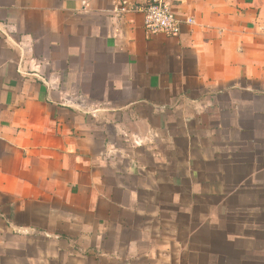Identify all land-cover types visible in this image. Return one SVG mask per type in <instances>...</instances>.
Returning <instances> with one entry per match:
<instances>
[{
    "label": "crops",
    "instance_id": "obj_1",
    "mask_svg": "<svg viewBox=\"0 0 264 264\" xmlns=\"http://www.w3.org/2000/svg\"><path fill=\"white\" fill-rule=\"evenodd\" d=\"M147 2L0 0V264H264V0Z\"/></svg>",
    "mask_w": 264,
    "mask_h": 264
},
{
    "label": "built area",
    "instance_id": "obj_2",
    "mask_svg": "<svg viewBox=\"0 0 264 264\" xmlns=\"http://www.w3.org/2000/svg\"><path fill=\"white\" fill-rule=\"evenodd\" d=\"M142 11L146 33L151 37L166 35L174 38L180 35L184 24H195L192 17L185 20L180 18L170 0H148Z\"/></svg>",
    "mask_w": 264,
    "mask_h": 264
}]
</instances>
